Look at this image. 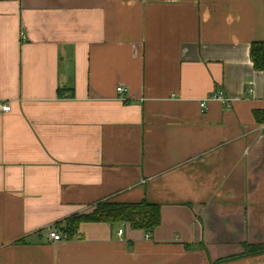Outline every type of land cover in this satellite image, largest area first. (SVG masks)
Listing matches in <instances>:
<instances>
[{"label":"crops","instance_id":"0c3cea01","mask_svg":"<svg viewBox=\"0 0 264 264\" xmlns=\"http://www.w3.org/2000/svg\"><path fill=\"white\" fill-rule=\"evenodd\" d=\"M253 42L264 0H0V264H264ZM102 200L161 224L65 231Z\"/></svg>","mask_w":264,"mask_h":264},{"label":"trees","instance_id":"16d2710c","mask_svg":"<svg viewBox=\"0 0 264 264\" xmlns=\"http://www.w3.org/2000/svg\"><path fill=\"white\" fill-rule=\"evenodd\" d=\"M251 59L258 70L264 72V43L253 42L250 49ZM255 118L259 123H264V112L256 111ZM82 222H106L110 224H130L134 229H142L147 234H152L161 224V205L146 200L141 202H116L102 200L96 203L88 213H77L66 220L65 231L70 236L78 232ZM245 254L264 251V246H248ZM244 254V255H245ZM243 256V255H240ZM240 256L219 260L223 262Z\"/></svg>","mask_w":264,"mask_h":264},{"label":"built area","instance_id":"2783aa9c","mask_svg":"<svg viewBox=\"0 0 264 264\" xmlns=\"http://www.w3.org/2000/svg\"><path fill=\"white\" fill-rule=\"evenodd\" d=\"M117 91L119 93H124L126 91V89L123 86H118L117 87ZM208 98H218L221 99L224 102H227L229 99L225 98L222 94V92H217V93H213L212 95H210ZM205 102L206 100L202 101V106H205ZM11 110V102L10 101H3L0 99V112H9ZM264 128V125L262 126ZM122 229L119 230V233H122ZM49 238L53 241H58V240H62L65 238V235L58 232L56 229H50V231L48 232Z\"/></svg>","mask_w":264,"mask_h":264}]
</instances>
